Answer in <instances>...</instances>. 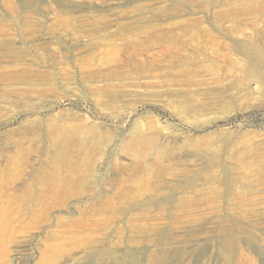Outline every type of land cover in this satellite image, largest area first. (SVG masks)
Segmentation results:
<instances>
[{
	"label": "rangeland",
	"instance_id": "obj_1",
	"mask_svg": "<svg viewBox=\"0 0 264 264\" xmlns=\"http://www.w3.org/2000/svg\"><path fill=\"white\" fill-rule=\"evenodd\" d=\"M0 264H264V0H0Z\"/></svg>",
	"mask_w": 264,
	"mask_h": 264
}]
</instances>
